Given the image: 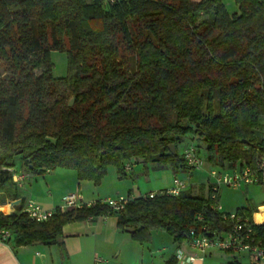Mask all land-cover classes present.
Segmentation results:
<instances>
[{"label":"trees","instance_id":"trees-1","mask_svg":"<svg viewBox=\"0 0 264 264\" xmlns=\"http://www.w3.org/2000/svg\"><path fill=\"white\" fill-rule=\"evenodd\" d=\"M235 1L229 14L220 0H0V205L20 198V168L75 169L94 184L109 165L124 177L129 161L185 171L187 136L220 169L254 163L264 154V0ZM52 50L67 54L63 77L51 73ZM207 204L189 188L109 214L140 243L152 230L180 243L191 227L228 229ZM21 206H0L11 247L59 243L65 223L107 211L96 201L35 222ZM255 227L264 240V223Z\"/></svg>","mask_w":264,"mask_h":264},{"label":"crops","instance_id":"crops-1","mask_svg":"<svg viewBox=\"0 0 264 264\" xmlns=\"http://www.w3.org/2000/svg\"><path fill=\"white\" fill-rule=\"evenodd\" d=\"M132 165L125 172L129 177H120L117 168L109 165L99 184L91 180H78L75 169L56 167L45 171L43 174L32 175L24 181L20 188L21 202L31 199L45 209H60L64 195L78 192L84 201H95L106 197L129 195L138 197L151 191L170 189L173 186L174 176L178 172L184 173V169L175 172L172 168L170 185H155L147 192L139 191V179H150V175L158 176L157 171L162 167L152 165V168ZM22 169V168H21ZM195 172V171H194ZM201 170L199 171V173ZM193 173V172H192ZM192 176V175H191ZM191 177L190 179H192ZM190 181V180H189ZM201 181V178H198ZM185 189L193 190L188 182ZM104 184L112 189L102 196L101 188ZM200 189L203 184L199 182ZM92 190V192H89ZM139 191V192H138ZM13 201V200H12ZM10 211H2L4 214L14 212L16 206L8 203ZM264 213V203L259 205ZM61 211V210H60ZM257 211H253L252 214ZM264 218V215H261ZM188 238L180 243L173 241L172 235L165 231L152 230L150 238L145 243L134 240L129 232L117 227L115 214H100L81 220L67 222L62 227V236L59 243L44 245L33 243L26 246L11 247L0 242V264H165L170 257L175 256L177 249L185 254L194 253L188 243ZM223 253L226 255H223ZM226 256V257H225ZM227 257L233 259L228 261ZM179 264V263H176ZM184 264H258L248 253L231 254L221 250H209L202 259Z\"/></svg>","mask_w":264,"mask_h":264},{"label":"built area","instance_id":"built-area-1","mask_svg":"<svg viewBox=\"0 0 264 264\" xmlns=\"http://www.w3.org/2000/svg\"><path fill=\"white\" fill-rule=\"evenodd\" d=\"M194 144H188L183 148L182 155L187 169L184 171V178L174 176L173 186L170 189L160 191H151L144 196L153 197L157 194L178 195L183 189L188 187V179L192 171L201 170L205 161L199 154ZM133 163L126 162L123 170L127 172L131 169ZM29 177V172L25 168H20L13 173V181L18 187L22 186L24 181ZM245 184H264V154L259 155L254 163L245 164L241 167L232 169H220L216 167L208 168L207 185L208 208L215 212L218 217L227 224V230L213 231L210 233L206 225H202L198 231L191 227L189 230L188 243L194 253L185 254L181 249L175 252L176 263L184 264L193 262L195 259H202L209 250H221L231 254L248 253L254 257L258 264H264V240L258 238V231L255 226L264 222L256 221L254 213L249 216L245 213L235 211H225L219 202V189L221 186H227L237 189ZM132 198L129 195H118L116 197H106L95 201H84L78 192L68 193L62 198V206L59 210H69L81 208L83 206H92L98 201L107 207L105 214L111 211H120L126 203ZM15 211V210H14ZM23 212L35 222L46 221L55 213V209H45L31 199H27L17 211ZM203 214L196 216V221H202ZM12 232L6 227L0 226V242L6 243L11 237Z\"/></svg>","mask_w":264,"mask_h":264},{"label":"rangeland","instance_id":"rangeland-1","mask_svg":"<svg viewBox=\"0 0 264 264\" xmlns=\"http://www.w3.org/2000/svg\"><path fill=\"white\" fill-rule=\"evenodd\" d=\"M224 7L227 9L228 13L232 14L233 12L238 11V7L236 4L235 0H220ZM50 59L51 62L53 63V70L51 73H53L54 77H63L67 74V54L65 51H57V50H52L50 52ZM1 70V67H0ZM261 135L264 136V118H261ZM194 135V134H193ZM195 136V135H194ZM187 143H193L198 146V149L200 150V155L204 159L205 163L203 167L201 168V172L199 173L200 170L193 171L191 174L193 177L192 179H188V182L194 187L192 190L193 194H202L203 196H208V185H207V180H208V168L209 167H217L216 165H212L210 162L207 160V153H206V148L204 147V144L198 139H192V136H187L184 138L183 145L178 146V152H182L183 146L186 145ZM144 162H141V160H136L133 162L134 165L136 166H141L144 167ZM146 167H149L150 169L152 168L151 164H146ZM16 167L19 166V162H17ZM153 171H157L158 176H154L153 173L150 175V179L146 180L144 177H141L139 179V191L141 193L147 192L149 188H154L155 185H170L171 183V178H172V168L170 165L164 166L159 169H152ZM32 175H39V174H34L31 173ZM178 177L184 178L185 174L182 172H178ZM124 177H129L128 174ZM201 178V181H198V178ZM190 180V181H189ZM201 182L203 184V188L197 189L198 188V183ZM112 188L104 184L101 188L102 191V196L109 192ZM19 191L23 192V189L19 187ZM138 191V192H139ZM158 191V190H156ZM155 191V192H156ZM89 192H92L90 190ZM219 202L222 206V209L225 211H235L237 209H242L244 212H246L244 209H249V210H256L259 212V205L264 203V184H245L243 186H240V188L237 187L235 188H230L227 186H221L219 189ZM9 201H7L8 203ZM5 211H9L6 206H2ZM2 210V209H1ZM0 210V211H1ZM4 211V212H5ZM260 213L261 215H264L262 213L261 207H260ZM223 255H226V253ZM227 256V255H226ZM225 256V257H226ZM228 261H232L233 259L227 257Z\"/></svg>","mask_w":264,"mask_h":264},{"label":"water","instance_id":"water-1","mask_svg":"<svg viewBox=\"0 0 264 264\" xmlns=\"http://www.w3.org/2000/svg\"><path fill=\"white\" fill-rule=\"evenodd\" d=\"M70 103H72V100H70ZM168 149H170V151H171L173 154H175V147H174V144H170ZM18 153H19V152H18ZM20 203H21V199H15V200H13V201H9V204H10L11 206H18Z\"/></svg>","mask_w":264,"mask_h":264},{"label":"bare ground","instance_id":"bare-ground-1","mask_svg":"<svg viewBox=\"0 0 264 264\" xmlns=\"http://www.w3.org/2000/svg\"><path fill=\"white\" fill-rule=\"evenodd\" d=\"M6 207H7V209L10 211V208H9V206L8 205H6ZM256 221H259V222H264V218H261V213H260V211L259 212H257V215H256Z\"/></svg>","mask_w":264,"mask_h":264}]
</instances>
